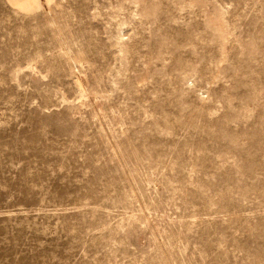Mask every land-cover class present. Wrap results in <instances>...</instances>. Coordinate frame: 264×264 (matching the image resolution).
I'll return each instance as SVG.
<instances>
[{
	"label": "rangeland",
	"instance_id": "1",
	"mask_svg": "<svg viewBox=\"0 0 264 264\" xmlns=\"http://www.w3.org/2000/svg\"><path fill=\"white\" fill-rule=\"evenodd\" d=\"M0 0V264H264V0Z\"/></svg>",
	"mask_w": 264,
	"mask_h": 264
},
{
	"label": "bare ground",
	"instance_id": "2",
	"mask_svg": "<svg viewBox=\"0 0 264 264\" xmlns=\"http://www.w3.org/2000/svg\"><path fill=\"white\" fill-rule=\"evenodd\" d=\"M9 1L19 10H21L26 14H32L36 11H39L43 7L42 0H9Z\"/></svg>",
	"mask_w": 264,
	"mask_h": 264
}]
</instances>
